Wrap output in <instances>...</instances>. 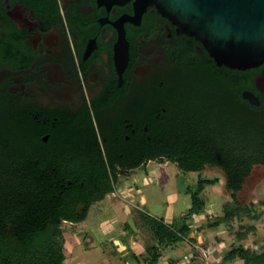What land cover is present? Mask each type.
<instances>
[{
    "label": "flooded vegetation",
    "instance_id": "af4514ba",
    "mask_svg": "<svg viewBox=\"0 0 264 264\" xmlns=\"http://www.w3.org/2000/svg\"><path fill=\"white\" fill-rule=\"evenodd\" d=\"M212 63L235 81L236 71L250 72L253 84L230 94L234 117L241 114L244 90L259 104L247 101L264 111V62L246 70L217 65L201 42L179 33L154 5L142 10L137 0H0V123L28 119L41 132L46 154L62 157L69 121L89 116L100 141L133 162L153 137L151 125L165 119L173 103L175 111L193 103L194 119L203 105L209 119L212 91L202 80Z\"/></svg>",
    "mask_w": 264,
    "mask_h": 264
},
{
    "label": "trees",
    "instance_id": "16d2710c",
    "mask_svg": "<svg viewBox=\"0 0 264 264\" xmlns=\"http://www.w3.org/2000/svg\"><path fill=\"white\" fill-rule=\"evenodd\" d=\"M206 70L208 79L202 83L210 86L213 103L209 119L204 116L203 105L194 119L193 103L184 102L180 111H175L173 103L168 116L151 125L152 139L143 142L135 152L139 157L131 163L120 159L108 141H100L89 116L69 121L62 157L44 152L47 145L40 142L41 132H34L28 119L15 117L0 123V264H65L63 223L85 221L91 207L115 191L120 173L127 174L126 168H135L148 159L170 160L185 172L199 173L206 166L222 170L235 207H226L223 218L210 222V226L245 215L257 219L254 203L240 204L238 193L254 167L264 165V111L241 97V114L239 118L233 116L228 124V114H232L226 105L230 106V94L236 96L240 89L253 84L250 72L236 71L235 81L217 71L214 63ZM225 88L229 96L223 94ZM35 141L39 146L36 151ZM218 182V178L199 175L196 189L191 192V207L176 227L139 211L152 240L144 249L146 264H159L162 245L182 242L190 235L192 226L187 218L202 213L205 186ZM125 225L133 231L128 222ZM254 230L253 224L247 226L237 232V239L242 241ZM222 259L264 264V250L239 244L230 247Z\"/></svg>",
    "mask_w": 264,
    "mask_h": 264
},
{
    "label": "rangeland",
    "instance_id": "374dc122",
    "mask_svg": "<svg viewBox=\"0 0 264 264\" xmlns=\"http://www.w3.org/2000/svg\"><path fill=\"white\" fill-rule=\"evenodd\" d=\"M227 109L231 111L229 103ZM228 124H231L233 115L228 114ZM264 119V117H263ZM233 126V125H231ZM201 175L206 178H218L216 185H206L202 197L206 202L202 213L194 214L187 218V222L192 226L191 233L194 234L193 241L202 250L215 251L220 256L223 252L216 250L217 242L223 240L222 247L226 250L232 246L245 244L253 246L258 250H264V165L254 167L247 178L242 190L238 193L239 203L242 205H254L253 213H259L255 220L243 216L235 217L231 220L222 221L219 226L212 227L210 222L222 219L226 207L233 208L231 192L226 185V177L220 168L206 166L201 172H185L176 163L170 160H152L147 165L129 170L127 174H119V181L113 193L109 194L103 201L96 202L90 209L88 218L82 223L64 222L65 248L70 252V256L65 264L80 261L81 264H138L136 259L120 258V250L133 248L132 241H140L146 247L152 240L151 233L146 223L139 218V211H143L149 216L162 218L165 222L178 226L182 223L181 216L188 213L191 207V192L196 189L197 179ZM135 218L138 231H131L125 223L130 218ZM111 223L108 233L103 231L100 222ZM253 224L255 230L251 231L242 241L237 239V232L244 230ZM190 233V234H191ZM199 239L197 240V236ZM79 240V241H78ZM180 242L167 243L161 246L160 264H165L168 259L175 258L174 255L181 252ZM97 247L94 252L84 249ZM200 249L201 256L192 260L180 261L184 253L181 252V260L174 264H211L212 258L205 257ZM204 251V250H203ZM84 255V256H83ZM145 258V257H143ZM210 258V259H209ZM86 259L85 262L83 260ZM209 259V262L206 260ZM144 263L145 260H144ZM242 260H236L233 264H241ZM78 264V263H75Z\"/></svg>",
    "mask_w": 264,
    "mask_h": 264
},
{
    "label": "water",
    "instance_id": "95a60500",
    "mask_svg": "<svg viewBox=\"0 0 264 264\" xmlns=\"http://www.w3.org/2000/svg\"><path fill=\"white\" fill-rule=\"evenodd\" d=\"M137 5L142 10L154 5L179 33L201 42L217 65L246 70L264 62V0H137ZM243 96L259 104L252 91ZM128 223L138 231L133 218Z\"/></svg>",
    "mask_w": 264,
    "mask_h": 264
},
{
    "label": "crops",
    "instance_id": "0c3cea01",
    "mask_svg": "<svg viewBox=\"0 0 264 264\" xmlns=\"http://www.w3.org/2000/svg\"><path fill=\"white\" fill-rule=\"evenodd\" d=\"M133 219H134V217H133ZM80 223H82V222H80ZM103 225V231L105 232V233H108L110 230H108L107 229V231H106V228H111L112 227V224L111 223H106V222H104V221H101L100 222V226H102ZM193 231V230H192ZM198 234V233H197ZM199 235L200 234H198V236H197V240L200 238L199 237ZM194 236V234L193 233H191L188 237H185V239L182 241V242H180V244H179V249H183L182 251L183 252H187V251H189L190 250V248H191V244L190 243H192V244H196L194 241V239H191L192 237ZM191 237V238H190ZM194 238V237H193ZM194 240V241H193ZM79 241V240H78ZM190 243H189V242ZM224 241L223 240H221V241H219V242H217V246H214V248H216V250H220V252H223V254H221L220 256H218V254L216 255V253H215V251H211V254L209 255V253H207V252H210V250H206L205 251V248L203 249L204 250V252L206 253L205 254V257L207 256V258H208V256L210 257V258H212L211 260H212V263L211 264H233L234 263V261H230V262H224L223 261V256L225 255V253L230 249V247H229V249H225L224 247H222L223 245H224ZM132 246H133V248H131V250H129V249H121L120 250V252H121V254H119V256H120V258H122V259H128L129 258V256H130V252L129 251H132L133 253L131 254V257H133V259H136V262H138V264H146V263H144V253H145V248L146 247H143V244L142 243H140V241H137V239L135 240V241H132ZM97 247H93L91 250L90 249H84L82 252L83 253H85V252H87V251H91V252H94V250L96 249ZM201 248H203V247H201ZM181 251V252H182ZM181 252H179L178 254H175L174 255V257L175 258H170V259H168L167 260V262L165 263V264H174V263H176L177 262V260L179 261V259L181 258V255H180V253ZM65 253H66V260L67 259H69L68 258V255L70 256V252H67L66 251V248H65ZM185 254V253H184ZM84 256V255H83ZM160 257H161V255H160ZM160 257H159V259H158V261H159V264H160ZM209 258V259H210ZM209 259L208 260H206V262H209ZM237 260H239V259H237ZM86 261V259H84L83 260V262H85ZM236 261V260H235ZM67 262V261H66ZM75 263H78V264H81V262L80 261H78V262H73V263H71V264H75ZM83 264V263H82ZM133 264V263H132Z\"/></svg>",
    "mask_w": 264,
    "mask_h": 264
},
{
    "label": "built area",
    "instance_id": "2783aa9c",
    "mask_svg": "<svg viewBox=\"0 0 264 264\" xmlns=\"http://www.w3.org/2000/svg\"><path fill=\"white\" fill-rule=\"evenodd\" d=\"M189 242V241H188ZM190 243V242H189ZM191 244V248H190V250L187 252V253H185L184 255H183V257H182V260H181V258L179 259V260H181L180 261V263L181 262H185V261H189V260H192L193 258H196V257H198V256H201V252H200V249H199V245H197V244H192V243H190ZM202 250V249H201ZM202 252H204L203 250H202ZM206 253L204 252V254L203 255H205Z\"/></svg>",
    "mask_w": 264,
    "mask_h": 264
}]
</instances>
